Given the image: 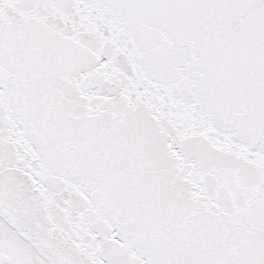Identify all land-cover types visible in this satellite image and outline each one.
Segmentation results:
<instances>
[{
  "label": "snow or ice",
  "instance_id": "snow-or-ice-1",
  "mask_svg": "<svg viewBox=\"0 0 264 264\" xmlns=\"http://www.w3.org/2000/svg\"><path fill=\"white\" fill-rule=\"evenodd\" d=\"M0 264H264V0H0Z\"/></svg>",
  "mask_w": 264,
  "mask_h": 264
}]
</instances>
